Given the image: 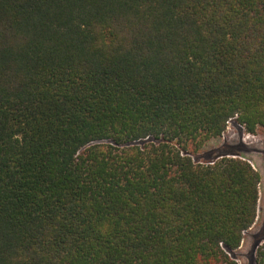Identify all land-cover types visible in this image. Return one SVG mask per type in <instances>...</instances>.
I'll use <instances>...</instances> for the list:
<instances>
[{"label": "trees", "instance_id": "obj_1", "mask_svg": "<svg viewBox=\"0 0 264 264\" xmlns=\"http://www.w3.org/2000/svg\"><path fill=\"white\" fill-rule=\"evenodd\" d=\"M232 119L264 0H0V264H238L260 173L196 159Z\"/></svg>", "mask_w": 264, "mask_h": 264}, {"label": "rangeland", "instance_id": "obj_2", "mask_svg": "<svg viewBox=\"0 0 264 264\" xmlns=\"http://www.w3.org/2000/svg\"><path fill=\"white\" fill-rule=\"evenodd\" d=\"M208 153L218 157L223 154L247 159L260 173V201L258 216L253 227L246 232L240 248L234 254L238 264H258L259 250L264 243V132L255 134L246 131L236 119H232L219 139L210 141L207 148L196 155V159L207 161Z\"/></svg>", "mask_w": 264, "mask_h": 264}]
</instances>
